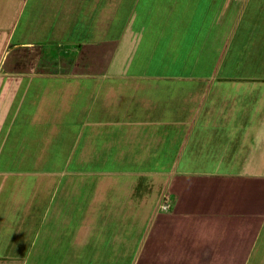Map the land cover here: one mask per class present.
Segmentation results:
<instances>
[{"label":"rangeland","instance_id":"1","mask_svg":"<svg viewBox=\"0 0 264 264\" xmlns=\"http://www.w3.org/2000/svg\"><path fill=\"white\" fill-rule=\"evenodd\" d=\"M19 1L27 3L19 23L14 27L16 30H14L13 23L14 18H17L15 16ZM61 1L63 7L78 6L72 8V14L63 18H53V22H48V26L47 22L38 15L32 17L31 25L29 24V13L32 12V4L35 0H0V70L4 62L11 60L8 52L12 51L11 47L15 43H18L16 46L20 47L14 51L19 54L21 64L30 69L31 64L27 58V42L31 36L33 45L29 51L43 49L45 53L52 52L54 55L52 59L57 58L56 56L62 49L61 46L68 47L70 45L69 49H66L70 53L66 57L67 63H53L52 68L55 73L65 70L67 72L73 67H77L76 70H92L93 73L100 72L101 75L105 74L104 71H108L111 78L102 76L100 79L93 80L98 85L96 88L98 91L102 87L101 93L98 95L96 92L91 94L89 86L91 83H89L83 90L78 88L77 94L70 97L65 96L63 90L59 94L53 92L51 83L55 81V84L60 85L64 81H68L74 84L75 79L64 80L60 77L54 80L49 79L48 88L43 92L44 94L42 93L44 101L46 102L47 99L49 106L45 105L43 113L46 115L51 110L55 114L58 112L56 118L60 117L64 110L62 105L64 102L67 103L68 98L71 100L69 110L63 114L64 118L61 121L58 120L57 127L54 126L50 132L46 131V125L44 128L32 124L29 127L20 128L16 127L14 122L15 126L12 129V123L7 124L10 125V131L4 128L1 135L6 134L5 136L8 137L12 132L10 139L9 137L7 139V150L12 159L8 160V153H6L7 159L4 162L7 167L20 168L22 165L20 156L32 151L33 146L27 149L29 145L26 143L27 145L24 146L12 147L14 141L12 136L15 134L16 137L21 133L19 138L28 139L29 135L36 136L43 129V133H48L45 138L48 141V149L46 159H41L37 171H46L48 169L45 168H50L57 172L64 165V169H66L64 172L80 169L90 175L106 171L113 175L111 177L116 179L114 182L118 187L116 185V189H107L103 194V198L105 196L109 206H112L111 210L105 207L107 203L101 202L99 205V202H95V205L92 206L96 209V215L92 221L93 227L98 226L102 230L97 231V234L95 231L88 232L87 243L80 247L88 249V254H81L82 249L79 248L81 255H77L74 239H76L79 222H76L77 217L73 216L69 220L70 224H66L61 230L62 235L60 236L63 240L53 236L54 231L59 232L56 230V226L60 224L35 223L31 227H34L33 230L25 232L26 235L22 242L12 246L20 250L34 240L32 244H35L31 247L27 257L29 264H129L140 251V244L150 224H146L144 221V219L146 220L145 212L148 216V207L145 206L148 203L146 200L148 173L160 171L165 163L170 162L169 157L175 152L172 148L179 144L167 143V133L164 134V141L152 139L155 125L151 124L156 121L153 117L159 118L158 115H163L167 108L170 109L167 104L170 102L171 95L168 96L166 93L164 95L162 89H158V94L155 93L156 90H146L149 86L148 82L152 80L147 78L149 75L158 73L169 76L174 72H185L189 69L199 71L201 74H216V78L207 77L206 80H203V84L200 83L205 89H210L204 96V103L208 104L203 111L211 114L212 118L222 121L223 126L219 127L216 124L215 128H200V134L196 137H204L205 134L209 135L214 132L209 136L212 135L216 139L214 141L218 143V146L225 145L230 150V157L226 161H220L217 165L224 166V162H236L237 164L241 162V166L259 172L260 174H254V176L260 177L261 184H264V80H257L253 84L249 80L245 84H239L235 83L233 78L224 79L222 77L224 73L236 74L240 77L243 74L252 73L264 77V0H258V2H263V8L254 14V23L250 26L251 28L245 30L241 28L240 33H237L235 39L241 35L238 42L241 44V48L237 46L235 51L228 48L226 52L229 55L225 60L223 57L225 46L222 37L225 32H228L223 28L222 22L233 8L231 5L229 6V0ZM20 7L22 8L23 5ZM39 7L35 8L34 6L35 11L39 10ZM91 8L95 9L90 10ZM220 15H222L221 18H219ZM248 17H250L249 14L246 15V18ZM210 21L212 25H207ZM44 29L49 31L45 33ZM74 45L76 48L72 49ZM110 50L111 54L106 53V56L101 55L100 57L102 52ZM68 59H77L80 62L74 64ZM2 60L3 63H1ZM38 65V67H45L44 63ZM15 66L17 65L14 64ZM44 70H49V68ZM113 74H122L121 76L124 75V78L113 77ZM236 80L238 79L236 78ZM77 81L86 83L83 79ZM232 84L235 86L233 87ZM197 87H199L198 84L194 83L191 89H181L180 97H182V93L188 94V92L195 91ZM30 90L34 93L30 94ZM118 91L121 92L120 95H118ZM190 95L184 97L191 99ZM29 96L36 99L38 92L35 94L33 88L28 89V98H30ZM92 98L97 101L96 106H100V111L95 112V121H84L83 123L81 122L82 113L78 111L77 106H72V102L79 101L87 105L88 102L93 101ZM172 99L177 106L183 104L178 96ZM38 102L30 101L27 103V107L15 110L21 122H28L29 116L31 117L35 112H31L32 108L36 107ZM4 103L5 98L1 97L0 114L7 110L6 103L3 105ZM191 103L195 104L194 101ZM102 106H106L107 110ZM79 107L81 108V106ZM148 115L151 118H146ZM7 120L8 117L5 121ZM146 120L150 125L146 123ZM178 126L179 128L176 127V129L164 126L161 128L163 130L161 132L172 130L173 134L175 130H179L181 132L178 134H181L184 129H180V127L184 128V126ZM193 129L190 133L189 127L186 131L188 135L184 134L183 137L192 139L195 132ZM193 140L192 142L188 140L190 143L187 142L188 145L184 143L183 147L187 145L186 149L188 150L197 148L199 150H196L197 156L192 159L185 158L191 153L185 152L180 160V165H187L189 169H193L192 167L201 169L209 160L199 158V156H204L201 143ZM21 144L23 141L20 140L18 145ZM240 146H242L241 148L245 146L243 155L238 152ZM212 164L209 162L207 166ZM115 173H117L116 176H114ZM60 174L59 172V174L53 175L54 183L47 189H45L46 181L40 179L41 181L38 182L39 178L44 177L41 174H39L40 177L38 174L19 175V178L12 175V180H8V185L12 191H15L19 206L26 200L30 201L32 214L36 215L37 220L40 221L44 217L45 211H47L46 216L55 215V211H61V206L63 209L67 204L68 196H63V188L56 186L59 177H61ZM93 175L96 176V174ZM188 175H194V172L182 171L181 177H188ZM19 181L24 182L23 185H20ZM138 182L139 186L134 190L133 197L129 198L132 192L130 187ZM33 187L38 190L42 188V193L40 191L41 194H38L34 203H31L32 199L29 196L34 192L37 193V189ZM55 190L58 192L54 193ZM152 192L151 190L148 194H152ZM51 198L57 204L49 209L47 205H51ZM121 200L124 202L129 200L130 208L134 206L132 217L134 221H132V225L130 224L133 230L131 235L125 239L123 234L119 237L118 228L129 227L128 223L117 222L114 218L120 217L115 210ZM150 200L152 202V199ZM166 201L168 203L165 212H171L172 207L170 208V206L173 199L168 198ZM260 201L263 206L264 197ZM139 202H141L140 205H138ZM72 203L74 202L69 201L67 209ZM58 204L59 208H57ZM74 205L78 206V200ZM135 206H139V209ZM127 208L128 214H132L129 207ZM21 214L23 215L24 212L22 211ZM57 214L59 215L60 212ZM66 214L73 215L70 212ZM104 221H106L105 224H103ZM11 225L14 227L15 220L11 221ZM50 225L53 226L51 232L44 233V228ZM24 227L30 228L26 224ZM149 229H152L153 234V228L149 227ZM152 236L155 240L157 239L156 234ZM15 242L18 240L16 239ZM47 242L49 248L46 247ZM12 247L11 250H13ZM46 248L47 254H37L38 250Z\"/></svg>","mask_w":264,"mask_h":264},{"label":"crops","instance_id":"2","mask_svg":"<svg viewBox=\"0 0 264 264\" xmlns=\"http://www.w3.org/2000/svg\"><path fill=\"white\" fill-rule=\"evenodd\" d=\"M26 3L23 1H19L18 3L15 16L17 18H14L13 23L14 30H16L14 27L19 23L22 17ZM228 4L233 8L230 10V14L225 16L224 21H221L223 28L228 32H225L222 37V40H224L223 45L225 46V51L223 50L224 60L229 55L226 52L228 48L233 51L238 47L241 48V44L238 43L241 39V35L238 36V39H235L237 33H240L241 28H243V30L251 28L250 26L254 23V14L263 8V2H258V0H229ZM22 5L23 7L21 8L20 6ZM32 6V12L29 13L28 18L29 24L31 25L30 19L38 15L40 18H43L42 20L47 22L49 26L48 22H53V18H63L70 13L72 14V8L78 5L63 7L61 0H35ZM34 6L35 8L40 6L38 8L39 10L35 11ZM93 9L95 8H91L90 10ZM247 14H249L250 17L246 18ZM221 17L222 15H220L219 18ZM208 23L207 25H212L211 21ZM218 24L220 25L219 22ZM212 28L215 29L214 27ZM48 31L49 30H45L44 32L46 33ZM31 39L32 37L30 36V40L27 42V58L31 64L30 69H27L26 66L21 64V59L18 57L19 54H16L17 51H14L20 47L16 46L18 43H15V45L11 47L12 51L8 52L9 54L7 53L11 60L4 62L0 70V99L1 97L5 98L7 108V110L2 111L0 114V264H29L27 257L30 254L31 247L35 244H32L34 240H32L28 246L20 250L12 246L22 242V239L26 235L25 232H29L30 229L33 230L34 227H31L35 225V223L60 224L56 226V230L59 232L54 231L53 236L61 238L60 235H62L61 230L63 226L68 224L73 216L77 217L76 222H79L76 239H74L75 246L77 247L76 252H78V254H76H88V249L84 247L80 248L87 243L88 232L95 231L97 234V231L100 232V230H102V228L98 226L93 227L92 221L95 218L96 209L92 206L95 205V202H99V205L101 202L107 203L105 207L111 210L112 206H109V202L105 200V196L103 198V194L107 189H116L117 185L114 182L116 179L111 177L113 175L111 173L108 174L106 171H102V173H91L90 175L80 169H72L71 172H64L66 170L64 169L65 165L57 172L50 168H45L48 169L46 171H37L40 165L39 163L42 161L41 159H46L45 157L47 156L48 141L45 138L48 133H43V129L41 133L36 134V136L29 135L28 139L25 137L19 138L22 135L21 133L20 135H16V137L14 134V136H12V140L14 139L12 147L24 146L27 145L26 143L29 145L27 149H29L30 146L33 147L32 151L30 150V152L20 156L22 161L20 168L15 169L6 166V162H4L7 159L6 153H8V160L12 159V156L9 155V151L7 150V139L8 137L10 139L12 132L8 137L5 136L6 134L1 135L4 128L10 131V125L7 124L12 123V129L15 124L16 127L20 128L29 127L31 124L44 128V125H46V131L50 132L54 126L57 127V122L61 121L64 118L63 114L69 110V103L71 100L68 98L67 103L64 102L62 105L64 110L62 109L63 112L60 117L58 116L56 118L58 112H56V114L55 112L53 113L49 107L48 111L50 110V112H47L46 115L43 113V110L46 108L45 105L49 106L47 104V99L45 102L43 98V92L48 88L49 79L54 80L58 77L61 79L64 78V80L75 79L74 84L68 81H64V83L60 85L55 84V81L51 83L53 92L59 94L64 91V95L70 97L71 95L77 94L79 91L78 88L83 90L85 85L89 83H91L89 85L91 94L96 92L98 95L101 93L102 87L98 91L96 89L98 85H96V82L94 83L93 80L100 79L102 76L103 78H111L108 71H104L105 74L101 75L100 72L93 73L92 70H76L77 67H73L67 72L65 70L60 73H55L52 68L54 66L53 63H67L66 57H68L70 53L66 51V49H69L70 45L68 47L61 46L60 48L63 50L58 48L60 49L59 55L56 56L57 58L52 59V56H54L52 52L48 51L45 53L43 49L34 50V52L33 50L29 51L33 45L31 44ZM74 47L75 45L72 46V49H74ZM106 53L111 54V50L102 52L100 57L101 55L106 56ZM77 59L68 60H70L69 62L78 64L80 61ZM3 60L1 63H3ZM41 63H44L45 67H38V64ZM14 64L17 66L14 67ZM46 68H49V70H44ZM121 75L122 74H113V77L124 78V75ZM207 77L216 78V74H201L199 71H192L189 69L185 72H174L169 76L156 73L147 77L152 80L148 82L149 86L146 90H156L155 93L158 94V91L162 89L164 95L165 93L168 96L171 95L170 102L167 104V106H170V109L164 106V108H167L166 113L158 115L159 118L153 117L156 121L154 124H151L152 126L155 125L153 127L154 132L152 134V139L164 141V134L167 133V143L175 142L179 144L172 148L175 152L169 157L170 162L165 163V166L162 167L160 171H155V173L151 171V173H148L147 177H149V180H146L148 188L146 200H148V203L145 204V206L148 207V216L145 212L146 220L144 219V221H146V224L150 223L148 226L153 228L154 233L152 234V229L150 230L148 227L144 239H142L140 244V251L129 264H263L264 205L261 206L260 199L264 197V184H261L260 181H262V179L260 177L254 176V174L258 175L260 173H257L255 169H248L246 166H241V162H239L240 164L236 162H224V166L217 165L220 161H226L230 157V150H228L225 145L218 146V143L214 141L216 139H214L212 135L211 137L209 136L214 132L209 133V135L205 134L204 137H196L200 134V128H215L216 124L217 126L219 125V127L223 126L222 121L212 118L211 114L209 115V113H204L203 111L206 104H208L204 103V96L210 89H205V87L201 85L203 84V80H206ZM222 77L224 79L233 78L235 83L239 84H245L249 80L252 81L250 82L252 84L254 82L256 83L257 80H264L263 76L252 73L243 74L242 77L236 74L230 75V73H224ZM236 78L238 80H236ZM78 79H83L86 83H79V81H77ZM194 83H197L199 87L193 92H188V94L182 93V97H180L181 89H191ZM232 86L234 87L235 84H232ZM31 88L35 90V94L38 92V97L41 96L39 99L38 97L33 99L30 96V98H28V89ZM32 93L34 92L30 90V94ZM120 93L121 92L118 91V95H120ZM189 94H191V99L188 98ZM185 95H188V97H184ZM176 96L181 98L183 103L181 106H177V104L173 102L172 98H176ZM151 99L154 100L153 98ZM92 100L93 101H91V103L88 102L87 105L79 101L72 102V106H77L78 111L82 113L81 122L83 123L84 121H95V112L100 111V106H96L97 101L93 98ZM30 101L39 102L36 107L32 108L31 112H35L31 117L29 116L28 122H21L15 110H19L24 106L27 107V103ZM162 101H164V99H162ZM193 101L195 104L191 103ZM5 103L3 105H5ZM79 106H81L82 110ZM102 108L107 110L106 106H102ZM5 116L8 117L7 121H5ZM146 118H151V116L148 115ZM146 123L150 125L147 120ZM178 125L184 126V128L180 127V129H184L181 134H178V132H181L179 130H175L173 134L172 130L161 132L163 131L161 128L164 126H170L176 129V127L179 128ZM189 127L190 133L192 128L195 129V132L193 129L194 133L192 137L191 135L190 137L198 141V143H201L204 156H199V158L209 160L201 169H195L194 167H192L193 169H189L187 165H180V160L183 158L185 152H191L185 158L192 159L194 156H197L195 153L199 151L197 148L194 150L186 149L187 145L192 142V139H188L186 136L183 137L184 134L188 135L186 131ZM32 139L33 142L31 141ZM201 139L202 142H200ZM20 140L23 141V144L18 145ZM184 143H187L185 147H183ZM242 146L238 148V152L243 155L245 146L241 148ZM13 150L15 151V149ZM209 162L213 164L207 166ZM229 165L235 166L232 167ZM182 171H191L194 172V175L181 177ZM59 172L61 173V177H59L57 181L58 185L56 186L61 189L63 188V196H68L66 199L67 204L64 206L66 209H62L63 206L60 204L61 211H55V215L51 214L48 216H46L47 211H45L42 220L40 219V221H38L37 216L32 214L29 200L22 202L19 206L16 193L12 191L8 185V180H12V175L19 178V175L41 174L44 177L39 178L38 182L41 181L40 179L46 181L47 186H45V189H47L54 183V174H59ZM93 174H96V176ZM116 175L117 173H115L114 176ZM20 183V185H23L24 182ZM138 186L139 182L130 187L132 192L129 198L133 197L134 190H136ZM33 188L37 189L36 187ZM41 190L37 189V193L34 192L29 196V198L32 199L31 203H34L36 196L42 193ZM151 190L153 191L152 194H148ZM57 192L58 190L54 191V193ZM168 198L173 199L170 206V208L172 207L171 212H165L167 209L163 207L167 205L168 202L166 200ZM150 199H152V202ZM77 200L78 206H75L74 204ZM69 201H73L74 203L67 209ZM125 201L127 203L123 200L118 202L117 210L115 211L120 217H114L115 221L128 223L129 225V227L123 226L122 229L118 228V231H120L119 237L123 234L124 239L131 235L133 230L131 225L132 221H134L132 219L134 206L130 208L129 200ZM50 202L51 205H47V207L52 209L57 203L54 202L52 198ZM85 203L86 206H84ZM140 204L141 202H139L138 205ZM22 205L23 209L21 210ZM127 207H129L132 214H128ZM57 208H59V204ZM135 208L139 209V206H135ZM22 211L24 212L23 215L21 214ZM58 212H60L59 215L57 214ZM67 212L73 215H67ZM14 220L15 225L12 227L11 221ZM105 222L106 221H104L103 224H105ZM24 224L28 225L30 228L24 227ZM52 228V225L47 226L44 228V233L51 232ZM154 234L157 236L156 240L152 238ZM16 239L18 242H15ZM61 240H63V238H61ZM11 247L13 250H11ZM46 247L49 248L48 242ZM47 248L38 250L37 254H47ZM79 248L82 249L81 254H79ZM92 253L95 254V252Z\"/></svg>","mask_w":264,"mask_h":264},{"label":"built area","instance_id":"3","mask_svg":"<svg viewBox=\"0 0 264 264\" xmlns=\"http://www.w3.org/2000/svg\"><path fill=\"white\" fill-rule=\"evenodd\" d=\"M167 205H164L163 207L166 208Z\"/></svg>","mask_w":264,"mask_h":264}]
</instances>
